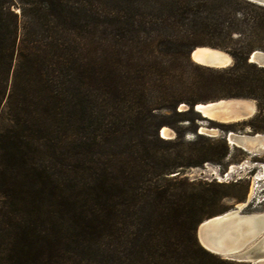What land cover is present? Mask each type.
Returning a JSON list of instances; mask_svg holds the SVG:
<instances>
[{
	"label": "trees",
	"instance_id": "16d2710c",
	"mask_svg": "<svg viewBox=\"0 0 264 264\" xmlns=\"http://www.w3.org/2000/svg\"><path fill=\"white\" fill-rule=\"evenodd\" d=\"M263 12L248 0H0V264L224 263L196 237L211 184L168 177L218 159L162 153L171 123L157 115L249 97L264 116V76L242 69L253 51L220 69L189 58L240 20L264 33Z\"/></svg>",
	"mask_w": 264,
	"mask_h": 264
},
{
	"label": "rangeland",
	"instance_id": "374dc122",
	"mask_svg": "<svg viewBox=\"0 0 264 264\" xmlns=\"http://www.w3.org/2000/svg\"><path fill=\"white\" fill-rule=\"evenodd\" d=\"M238 9L243 14L262 13V11L247 4L239 5ZM237 25L238 30L236 31L241 33L235 32L229 39L215 40L224 45L213 47L231 57L232 61L229 66L234 63V56L240 57L242 60L244 57V54L242 55L243 51L247 53L261 51L264 53V33L256 28L254 30L250 21L240 20ZM243 47H246L245 50H242ZM259 67L264 66L255 63V68L243 65L242 69L255 76H264V71H261ZM220 98L227 97H219L207 102ZM241 98L251 100L254 103L255 110L249 118L240 121L223 123L208 119L196 112L186 114L181 121H178L180 117L167 111H162L157 115L158 119L171 123L170 125L161 126L167 128L166 136L161 135V127L158 130L159 137L165 140V143H158L162 153L168 154V150L171 148L172 157L176 158L179 155L183 162L196 161L202 156L218 159V162L205 161L197 166L180 167L178 168L179 171L168 175L170 178L178 177L188 182L210 183L209 189L215 192V202L213 203V214L211 216L234 209L236 205L241 203H245L241 209L242 214L264 213V145H261V147L257 145L252 150H245L242 146L230 143L226 137L228 132L245 135L260 133L264 135V116L263 113L258 114L256 100L249 97ZM184 108L180 106L179 109ZM253 125H257L262 129H255ZM201 128L203 129L200 131ZM211 128L213 129L211 130ZM224 146L228 148V153L224 157L220 155L213 156L211 151L207 149L208 147H216L224 152ZM205 219L207 217L203 220ZM263 236L264 230L251 238L246 248L254 245ZM217 256L224 261L220 264L236 263L233 260L228 261V259ZM237 263L264 264V257L258 263L253 261Z\"/></svg>",
	"mask_w": 264,
	"mask_h": 264
},
{
	"label": "water",
	"instance_id": "95a60500",
	"mask_svg": "<svg viewBox=\"0 0 264 264\" xmlns=\"http://www.w3.org/2000/svg\"><path fill=\"white\" fill-rule=\"evenodd\" d=\"M248 1L256 3V4L261 5V6H264V0H248ZM202 48L217 49V48H213V47L207 46V45H199V46L194 47L189 53V58L193 62L200 64V65H203V66H207V67H211V68H219V69L225 68L231 64L232 59L230 56H229V61H224V60L220 59L219 57L217 58L216 56L212 55L211 53L198 51L199 49H202ZM199 59L202 61H200ZM249 59H252L253 62L258 64L259 66H264V53L261 51H259V53L256 54L255 58L252 57V53H251L249 55ZM244 100H247V99H245V98H220V99L209 101V102H203L201 104H203L205 106L202 109L205 112H209V111L213 112V111L222 110L221 112H224L225 114H227L231 117H241L243 119H247L253 114V112L255 110V106H254L253 111L251 113H249L248 110L243 105ZM220 101H222V103L218 104ZM227 101H232V103L227 105L224 103ZM198 104L199 103H197L193 106L194 110L196 112L200 113L202 116L210 119L207 115L203 114L202 110L197 108ZM258 134H260V133H254L252 135H247V136L253 137V136H256ZM228 136H229V132L226 135L227 140H228ZM241 136H243V134H235V138H241ZM241 209H242V207L239 208L236 205L234 209H231V210L224 212L222 214H219V215L211 216V217L201 221L197 225V228H196V237H197V240L200 243V245L213 254H216V255H219L225 259L233 260V261H237V262H251V261H253L254 263H258L264 257V247L261 245L262 240H259L254 245H252L248 248H246L247 244H245L243 246H240V247H237V248H234L231 250H222L221 252L210 251L209 249H207L204 246V243H207L209 241V240L204 238L205 230H208V229L213 228L215 226H221L225 222L230 220V218L235 219V218L251 215V214H242Z\"/></svg>",
	"mask_w": 264,
	"mask_h": 264
},
{
	"label": "bare ground",
	"instance_id": "6f19581e",
	"mask_svg": "<svg viewBox=\"0 0 264 264\" xmlns=\"http://www.w3.org/2000/svg\"><path fill=\"white\" fill-rule=\"evenodd\" d=\"M198 51L211 53L217 58L219 57L224 61H229V55L219 49L202 48ZM257 53H259V51L252 52V57L255 58ZM249 61L253 62L252 59H250ZM221 103L222 101H220L218 104ZM224 103L229 105L230 103H232V101H227ZM243 105L249 113H251L254 109V103L251 100H244ZM204 107L205 106L201 103L197 105V108H199L200 110H202ZM221 111L222 110L213 112L203 111V114L207 115L210 119L223 123L244 120L241 117H231ZM202 129L203 128H201L200 131ZM212 129L213 128H211V130ZM166 130L167 128L164 126L161 128L162 136H166ZM235 134L237 133L229 132L228 141L230 143H233L234 145L237 144L239 146H242V148H244L245 150H252L257 145H259V147H261V145H264L263 134H258L253 137L243 134L241 138H235ZM244 205L245 203H241L237 206L241 208ZM262 230H264V213H254L248 216H243L235 219L230 218V220H228L221 226H215L213 228L205 230L204 238L209 241L207 243H204V246L213 252L231 250L249 243L251 241L250 239ZM259 240H262L261 245L264 247V236L261 237Z\"/></svg>",
	"mask_w": 264,
	"mask_h": 264
}]
</instances>
